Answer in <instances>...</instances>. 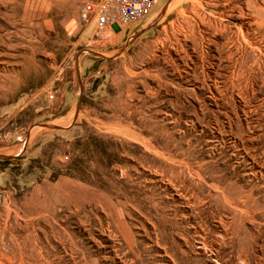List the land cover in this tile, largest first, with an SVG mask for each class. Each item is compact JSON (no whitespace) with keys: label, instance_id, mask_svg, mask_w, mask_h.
<instances>
[{"label":"rangeland","instance_id":"374dc122","mask_svg":"<svg viewBox=\"0 0 264 264\" xmlns=\"http://www.w3.org/2000/svg\"><path fill=\"white\" fill-rule=\"evenodd\" d=\"M90 1L0 0V264H264V0Z\"/></svg>","mask_w":264,"mask_h":264},{"label":"built area","instance_id":"2783aa9c","mask_svg":"<svg viewBox=\"0 0 264 264\" xmlns=\"http://www.w3.org/2000/svg\"><path fill=\"white\" fill-rule=\"evenodd\" d=\"M158 0H100L86 2L81 19L86 23L95 22L93 37L99 39L101 33L114 28L127 27L132 23L146 20L157 7ZM54 98L53 95L50 97Z\"/></svg>","mask_w":264,"mask_h":264},{"label":"bare ground","instance_id":"6f19581e","mask_svg":"<svg viewBox=\"0 0 264 264\" xmlns=\"http://www.w3.org/2000/svg\"><path fill=\"white\" fill-rule=\"evenodd\" d=\"M157 3L159 4V0L157 1Z\"/></svg>","mask_w":264,"mask_h":264},{"label":"crops","instance_id":"0c3cea01","mask_svg":"<svg viewBox=\"0 0 264 264\" xmlns=\"http://www.w3.org/2000/svg\"><path fill=\"white\" fill-rule=\"evenodd\" d=\"M128 26H129V25H128ZM128 26H127V27H128ZM127 27L125 28V30L127 29Z\"/></svg>","mask_w":264,"mask_h":264}]
</instances>
